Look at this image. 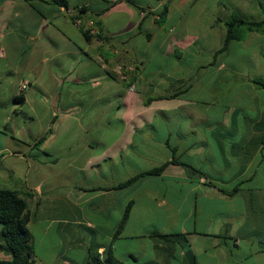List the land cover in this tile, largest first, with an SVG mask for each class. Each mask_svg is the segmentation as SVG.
I'll return each mask as SVG.
<instances>
[{
	"label": "crops",
	"instance_id": "obj_1",
	"mask_svg": "<svg viewBox=\"0 0 264 264\" xmlns=\"http://www.w3.org/2000/svg\"><path fill=\"white\" fill-rule=\"evenodd\" d=\"M64 2L0 0V115L28 123L5 134L0 188L27 194L33 257L264 264V30L217 53L264 0ZM80 6L106 39L73 23Z\"/></svg>",
	"mask_w": 264,
	"mask_h": 264
},
{
	"label": "trees",
	"instance_id": "obj_2",
	"mask_svg": "<svg viewBox=\"0 0 264 264\" xmlns=\"http://www.w3.org/2000/svg\"><path fill=\"white\" fill-rule=\"evenodd\" d=\"M55 2L67 8L64 0H55ZM99 33L96 35L99 39H106L102 28V24L95 21ZM226 26V36L223 46L217 51L221 52L227 49L228 44L231 40H242L245 38L247 31H258L264 30V19L254 20L243 18L240 14L233 12L231 17L224 22ZM85 37L90 38L91 35L83 31ZM216 55V54H215ZM258 84L264 86V80H255ZM46 135H43L36 142L39 146ZM165 164L159 167L142 172L140 175L144 174H159L164 169ZM136 179L133 177L129 179L126 183L122 185H127L131 181ZM27 194L8 188H0V224H1V234L4 239V249L10 254V259L0 258V264H33V246H32V234L28 227V222L30 219V212L28 210V205L26 201ZM130 205L126 208L121 223H123L127 217ZM161 237H168V235H161ZM173 236V235H169ZM124 264L114 255L109 254L104 260H101L98 254H91L86 262V264Z\"/></svg>",
	"mask_w": 264,
	"mask_h": 264
},
{
	"label": "rangeland",
	"instance_id": "obj_3",
	"mask_svg": "<svg viewBox=\"0 0 264 264\" xmlns=\"http://www.w3.org/2000/svg\"><path fill=\"white\" fill-rule=\"evenodd\" d=\"M241 70L246 71L247 73H252V75L255 74V72L252 69H248V68H240ZM260 76H258L259 78ZM261 77H264V71L261 72ZM8 106H5L3 108H7ZM5 109H2V111H4ZM7 115H9L8 117L12 118V119H8ZM13 125L17 126L16 129H19L20 127H24L27 126L28 123L24 122V115L22 114H15V112H10V113H6V112H2V114L0 115V149L4 146L9 145V143H11V141L8 137L5 136V134H7L8 136H11V131L9 130V127H13ZM39 235V234H37ZM33 246V245H32ZM35 249H40L39 244H37L35 242L34 246H33V250ZM35 255V251L33 253ZM34 259V264H40L39 260H37V258H35V256L33 257Z\"/></svg>",
	"mask_w": 264,
	"mask_h": 264
},
{
	"label": "built area",
	"instance_id": "obj_4",
	"mask_svg": "<svg viewBox=\"0 0 264 264\" xmlns=\"http://www.w3.org/2000/svg\"><path fill=\"white\" fill-rule=\"evenodd\" d=\"M83 9L82 6H80L77 9H66L67 14L72 18L73 23L81 28L83 31L88 32L90 35H97L99 33V28L96 25L95 20L89 19V18H82V16L79 15V11ZM113 72L116 74V76L121 81H128V73L127 68L121 64H117L113 68ZM26 84L24 83L21 86V89L25 88ZM129 89H133V85L129 86Z\"/></svg>",
	"mask_w": 264,
	"mask_h": 264
}]
</instances>
